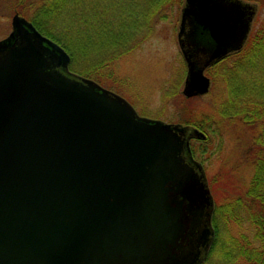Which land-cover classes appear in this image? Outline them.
Wrapping results in <instances>:
<instances>
[{
    "label": "water",
    "instance_id": "95a60500",
    "mask_svg": "<svg viewBox=\"0 0 264 264\" xmlns=\"http://www.w3.org/2000/svg\"><path fill=\"white\" fill-rule=\"evenodd\" d=\"M183 95L240 51L253 7L185 0ZM0 42V264H201L213 200L179 125L139 117L73 75L70 57L18 14Z\"/></svg>",
    "mask_w": 264,
    "mask_h": 264
},
{
    "label": "rangeland",
    "instance_id": "374dc122",
    "mask_svg": "<svg viewBox=\"0 0 264 264\" xmlns=\"http://www.w3.org/2000/svg\"><path fill=\"white\" fill-rule=\"evenodd\" d=\"M239 1L252 6L254 9L249 25L248 38L251 31L258 26L257 23L263 19L264 9L261 10L254 0ZM125 4L124 6L128 5ZM153 5L154 3L146 5L145 8H151ZM185 6V0H181L178 6L166 9L161 14L164 15L165 19L156 18L152 25L145 30L146 32L142 35L143 40L138 47L124 54L121 51L115 55L116 52L108 47L102 50L103 53L99 54L98 44L91 42V47L87 46L83 37L77 43L82 54L89 55L90 53L88 58L95 57L97 64L110 58V66L101 63L100 74H104V76L100 77L102 81L97 83L124 98L139 116L145 117V119H157L169 124L189 126L196 132L203 134L204 137L202 138L195 136V134L190 136V149L193 158L203 166L206 183L213 200L212 227L214 230L216 227L220 234L219 244L222 248L231 251V253L228 251L230 255H226L221 250L220 258L214 262L210 245L207 256L208 261L205 259L204 263L227 264L229 262L233 264L235 257H231V255H236L234 254L236 251L233 250L234 247L229 245L228 239L243 236L251 242L253 230L250 224L243 222L246 215L243 216V219H240L239 223L235 221L226 222L225 218H229V216L235 218L238 215L236 209L231 208L228 204L247 189L254 172L248 145L251 143L252 130L254 131L256 127L254 124H245L241 119L228 118L219 112L223 108L222 104L227 99V95L233 97V102L236 105L238 103L236 98L246 93L242 88L246 85L241 80H239V83L226 85L223 74L222 78L219 76V66H217L219 62L205 72V75L211 81L210 89L206 95L191 98L183 96L186 65L178 46L177 34ZM135 8V4L132 3L130 11H135ZM13 14V10L2 11L0 6V41L7 37L11 31ZM141 18L143 19V15ZM129 21H126L127 24L130 23ZM117 30L119 29L116 28ZM138 32L140 35L143 34V28ZM124 43L129 44L130 40L125 39ZM89 47L90 49H88ZM94 47L97 51H92ZM94 64H91L92 68ZM86 65L90 67L88 63ZM192 117L202 119L201 122L203 120L209 122L208 120H210L209 128L212 127L220 134L212 135L209 130L202 131L195 126L186 125L185 122H191ZM215 216L217 226L213 222ZM217 236L218 234L215 233L213 240ZM226 257L227 260L225 261ZM242 263L244 264L240 259L235 264Z\"/></svg>",
    "mask_w": 264,
    "mask_h": 264
},
{
    "label": "trees",
    "instance_id": "16d2710c",
    "mask_svg": "<svg viewBox=\"0 0 264 264\" xmlns=\"http://www.w3.org/2000/svg\"><path fill=\"white\" fill-rule=\"evenodd\" d=\"M145 1H147L146 4H144ZM254 2L261 10L264 9V0H254ZM0 3L2 11L13 10L14 13H18L31 22L43 35L64 48L70 55L69 69L72 73L101 82L100 77L104 76L100 74L101 63L110 66V58L97 64L95 57L88 58L90 53L83 55L77 43L80 38L83 37L86 40L87 46H90L91 42L97 43L99 54L103 53L102 50L106 47L116 52L115 55L121 51L123 54L132 51L143 40L142 35L153 21L156 18L165 19L161 14L168 8L178 6L181 0H0ZM125 3L128 5L124 6ZM132 3L135 4L136 12L130 11ZM153 3L151 8H145ZM126 21L130 23L127 24ZM257 24L258 26L256 25L257 27L251 31L242 49L227 56L217 65L219 76L223 74L226 85L239 83V80L246 85L241 86L246 93L236 98L238 103L235 105L233 97L227 95V99L222 104L223 108L219 112L228 118L241 119L245 124H254L256 127L254 131L252 130L251 143L248 145L254 172L247 189L234 198L233 204L232 202L228 204L236 209L238 218L237 216L225 218L226 222L239 223L240 219L246 215L243 222L250 224L253 230L251 242L243 236L228 239L229 245L236 251L234 253L236 255H231L235 257L233 264L240 259L244 264H264V16ZM116 28L119 30L116 31ZM142 28L144 32L140 35L138 30ZM125 39L130 40V43L123 44ZM92 51L97 50L94 47ZM87 63L90 67L86 65ZM93 63L95 68L91 67ZM201 120L198 117H192L191 122H185V124L195 126L202 131L209 130L212 135L220 134L212 127L209 128L210 120L209 122L207 120L201 122ZM215 218L216 216L213 222L217 226ZM215 233L218 236L212 241L210 249L214 262L220 258L221 250L226 255L231 253L219 244L220 234L216 227Z\"/></svg>",
    "mask_w": 264,
    "mask_h": 264
},
{
    "label": "flooded vegetation",
    "instance_id": "af4514ba",
    "mask_svg": "<svg viewBox=\"0 0 264 264\" xmlns=\"http://www.w3.org/2000/svg\"><path fill=\"white\" fill-rule=\"evenodd\" d=\"M190 158H191V160L189 159V157L187 156V159L189 160V161H191L193 164H195V162L197 163V161L190 155ZM212 224V223H211Z\"/></svg>",
    "mask_w": 264,
    "mask_h": 264
},
{
    "label": "bare ground",
    "instance_id": "6f19581e",
    "mask_svg": "<svg viewBox=\"0 0 264 264\" xmlns=\"http://www.w3.org/2000/svg\"><path fill=\"white\" fill-rule=\"evenodd\" d=\"M41 33V32H40ZM42 34V33H41ZM43 35V34H42ZM43 36H45V35H43ZM45 37H47V36H45ZM66 51V50H65Z\"/></svg>",
    "mask_w": 264,
    "mask_h": 264
}]
</instances>
